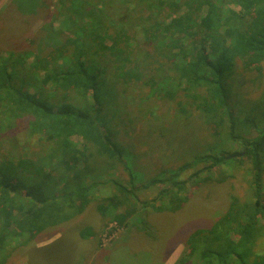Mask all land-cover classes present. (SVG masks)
Masks as SVG:
<instances>
[{"label": "trees", "instance_id": "16d2710c", "mask_svg": "<svg viewBox=\"0 0 264 264\" xmlns=\"http://www.w3.org/2000/svg\"><path fill=\"white\" fill-rule=\"evenodd\" d=\"M29 1L33 5L18 4L15 9L23 16L44 10L38 5L43 0ZM229 4L238 11L228 10ZM55 5L56 20L63 25L57 35H63L65 43L49 47L44 56L17 50L0 54V259L7 242L22 247L47 228L77 219L94 203L101 185H111L114 191L97 202L100 214L107 218L113 212L121 230L132 225L143 232L139 220L153 213L145 211L133 221L139 200L132 193L145 186H134L120 160L123 150L97 122V114L106 109L100 100L98 72L104 68L102 74L110 79L116 68L120 77L127 78L128 72L137 79L134 82H147L152 71L161 68L156 42L164 40L171 41L164 49L177 53L176 61L168 57L177 75L170 73L157 86H147L155 89L153 95L147 92L146 101L179 82L183 90H191L192 99L184 98L216 124L210 133L218 139L216 146L222 147L218 153L214 143L209 149L204 145L209 151L194 176L205 172L204 183L223 182L227 179L221 174L223 165L252 164L251 194L245 200L231 194L222 215L190 234L176 264H264V253L255 250L264 240V94L258 100L251 97L248 75L236 71L239 62L247 74L262 68L264 0H58ZM99 36L102 41L95 42ZM136 39L143 40L147 54L136 57L129 52L135 47L128 43ZM172 75L176 78L171 82ZM117 84L126 91L121 81ZM177 92L165 93L173 99ZM26 133L40 140V153H19L21 145L15 139ZM73 136L81 137L83 148L70 141ZM229 141L243 144V150L229 152ZM88 169L94 174L111 169L117 176L82 181ZM123 169L129 173L127 184L118 179L126 173ZM181 175L182 171L170 168L150 182L171 186L161 189L151 204L154 213L182 208L186 181ZM80 233L81 239L97 234L92 228ZM94 250L88 255L97 254L99 261L100 252Z\"/></svg>", "mask_w": 264, "mask_h": 264}, {"label": "rangeland", "instance_id": "374dc122", "mask_svg": "<svg viewBox=\"0 0 264 264\" xmlns=\"http://www.w3.org/2000/svg\"><path fill=\"white\" fill-rule=\"evenodd\" d=\"M57 1L43 0L42 4H38L43 5L42 9H44L39 15H37L38 11L33 16H23L15 9V5H33L29 0H0V54L17 50L32 53L34 57L44 56L49 47L65 43V37L57 35V31L63 28L61 20H56ZM131 6V9L135 8ZM227 8L238 11L235 5L229 4ZM100 31L101 28L98 27L97 33ZM98 35L100 34H96ZM97 38L93 40L98 42L103 39L100 36ZM106 41L110 40L106 39ZM170 43L171 41L164 43V40L156 42V48L162 57L158 60L161 68L159 71H157L158 68L152 71L147 82L146 79L143 82H134L137 79L131 78L132 75L128 72L124 74L127 78L120 77L116 68L111 71L110 79L107 74H102L104 68L97 71L102 78L99 81L100 100L103 107L106 105L101 115L97 114L99 116V119L96 118L97 122L105 125L104 131L114 136V142L123 150L120 160L130 171L134 186H145L132 193L139 200L138 213L133 217V221L139 219L145 211L153 213L143 215L139 220L142 222L143 232L132 225L126 230H121L113 220V212L107 218L100 214L97 210V202L109 196V192L114 191L111 185H101L97 190L98 195L94 193L96 189L91 190L92 194L96 195V200L77 219L55 228H47L35 240L22 247H19L18 242H13L12 245L7 242L0 261H6L4 264H86V262L89 264H176L185 249L184 242L190 234L204 228V225L222 215L228 208L231 194H236L243 200L245 196L251 194L252 164L249 161L237 165H233V162L230 165H223L221 174L227 178L223 182L204 183L205 172L194 176L200 169L196 166L204 165V155L208 153L210 143L215 144V140L218 139L210 133L216 124L208 121V117L203 112L195 109L192 101L184 98L187 95L192 99L191 90L189 92L183 90L185 87L179 86V82L174 85L172 81L176 77L172 75L171 82L174 87L167 85L164 92L160 91L146 101L147 92L153 95L155 89V87L149 89L150 87L147 86L159 84L163 77L170 73L177 75L174 67L171 68L174 61L170 63L168 58L172 56L176 61L177 53L175 50L164 49V45ZM128 45L131 48L135 47L129 52L136 57L147 54V51L143 50L142 39H136ZM243 70L239 62L237 73L248 75L247 79L250 80L248 90L251 92V97L260 99L264 94V62L260 71L255 69L254 73L247 74ZM118 80L127 87L125 92L124 88L117 84ZM173 89L178 92L173 93L174 97L171 99L165 92ZM75 96L79 98L78 95ZM73 100L74 94L71 101ZM88 102H92L91 94L88 95ZM92 115L96 116L95 111ZM151 123L153 125H150ZM6 132L8 133V130ZM6 132L2 133L6 136ZM222 139L225 140L224 136ZM15 140L16 144L21 145L18 149L19 153L30 152V150L40 153L42 144L37 137L26 133ZM70 141L76 147L83 145V140L79 136L71 137ZM204 145H207L208 149H204ZM215 147L217 152L221 151L222 147L216 144ZM227 148L229 152L240 153L244 145L229 141ZM5 149L6 146L3 150ZM61 160H65L64 153ZM77 165L81 166V163ZM170 168L182 171L181 177L186 181L185 190L182 193L185 202L176 212L166 210L162 213H154L151 204L158 197L161 189L171 186L162 183L150 184V182L163 177L162 175ZM88 171L84 172L82 181L85 179L86 182L107 181L117 176L111 169L98 174L91 173L89 169ZM128 175L127 172L123 175L119 174L118 179L124 181L125 178L128 179ZM124 183L127 184L126 181ZM262 192L264 194V178ZM91 228L95 234L97 233L96 237L81 239L80 232L83 229L91 230ZM259 243L255 245V250L264 253V248L261 247V245L264 246L263 238ZM91 250L100 252L99 261L97 254L96 258L93 254L90 255L91 253L88 255ZM89 257H93L91 261Z\"/></svg>", "mask_w": 264, "mask_h": 264}]
</instances>
